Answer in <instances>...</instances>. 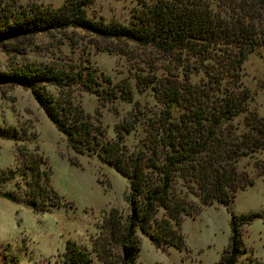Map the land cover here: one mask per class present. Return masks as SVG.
Instances as JSON below:
<instances>
[{"label":"trees","instance_id":"trees-1","mask_svg":"<svg viewBox=\"0 0 264 264\" xmlns=\"http://www.w3.org/2000/svg\"><path fill=\"white\" fill-rule=\"evenodd\" d=\"M92 1L68 0L57 8L34 4L17 11L14 0H0V48L20 52L23 38L74 28L103 40L152 49L167 60L164 73L159 76L153 66L150 73L141 69L136 82L141 89L151 87L162 104L154 117H146L139 108L132 121L115 126V138L107 139L104 127L63 92L78 84L104 102L118 97L132 101L129 82L111 87L108 79L99 80L92 72L26 63L0 71V83L29 87L73 150L95 154L128 181L130 212L124 216L112 210L103 215L92 240L93 255L69 241L62 264H136L138 231L157 248L183 247L182 216L193 211L174 193L176 177L200 197L202 205H226L238 188L253 183L237 170V162L264 150V120L247 109L251 93L242 83L241 69L248 53L264 46V5L245 0L219 13L207 0H139L143 8L133 13L129 23H108L87 14ZM194 73L201 74L198 81L191 79ZM242 113L239 129L232 121ZM139 122L144 124L145 136L128 148L123 141ZM3 134L16 142L23 139L16 129ZM16 151L21 158L22 149ZM45 164L42 155L32 150L22 166L29 203L36 212L56 204L58 197L49 185ZM47 190L51 195L45 196ZM4 196L15 200L13 195ZM158 210L163 211L160 219H156ZM260 216L256 212L232 216L229 245L217 264L237 263L246 252L240 226Z\"/></svg>","mask_w":264,"mask_h":264},{"label":"rangeland","instance_id":"rangeland-1","mask_svg":"<svg viewBox=\"0 0 264 264\" xmlns=\"http://www.w3.org/2000/svg\"><path fill=\"white\" fill-rule=\"evenodd\" d=\"M14 1L15 10L20 11L34 4L57 8L68 0ZM207 1L215 11L225 13L245 0ZM258 3L264 5V0L254 1V6ZM142 8L139 0H93L86 11L96 20L129 23L133 13ZM20 48V52L0 48V71L26 63L51 64L68 71L92 72L99 80L108 79L111 87L129 82L132 101L118 97L104 102L78 84L63 92L70 95L73 103L82 107L93 122L104 127L107 139L115 138V126L132 121L139 108L151 119L162 106L151 87L141 89L136 82V73L141 69L150 73L153 66L159 76L164 73L167 60L152 49L124 40H103L74 28L23 38ZM200 77L201 74H191L193 81ZM241 80L251 93L247 109L255 110L264 120V46L248 53L242 65ZM48 89L59 94L52 86ZM244 117V113L238 115L232 124L242 129ZM14 129L22 140L16 142L4 136L3 132ZM144 136V124L139 122L123 143L133 148ZM17 147L22 149L21 158ZM32 150L44 158L43 167L50 171L49 185L58 196L56 204L42 212L30 206L27 177L22 174L23 161L30 158ZM237 170L253 183L238 188L226 205H202L200 197L189 192L176 177L172 186L174 193L193 211L182 216L179 233L183 247L157 248L147 235L138 231L140 250L136 264H217L229 245L232 216L253 212L261 216L240 226L246 252L236 264H264V150L240 158ZM8 176L12 178L6 181ZM48 191L45 196L51 195ZM6 194L13 195L15 200L4 196ZM128 194L126 177L113 165L95 154L79 153L71 148L66 136L40 108L29 87L0 83V264H62L69 241L93 255L92 240L99 232L103 215L112 210L127 215L130 212ZM162 216L163 211L158 210L156 219Z\"/></svg>","mask_w":264,"mask_h":264}]
</instances>
